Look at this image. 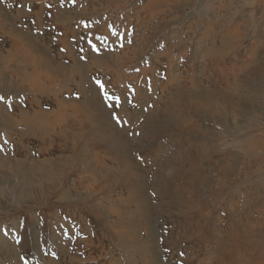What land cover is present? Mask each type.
Wrapping results in <instances>:
<instances>
[{
    "label": "rangeland",
    "instance_id": "obj_1",
    "mask_svg": "<svg viewBox=\"0 0 264 264\" xmlns=\"http://www.w3.org/2000/svg\"><path fill=\"white\" fill-rule=\"evenodd\" d=\"M207 48L223 51L224 68L246 67L242 79L261 72L262 80L250 115L234 112L226 126L194 119L220 137L208 135L206 145L235 154L233 136L243 131L234 124L249 120L264 144V0H0V264H218L222 249L223 264H262L254 256L263 246L240 234L230 246L219 239L232 240L226 235L244 218L237 205L249 202V186L264 195V148L245 182L234 170L215 195L183 187L176 205L132 135L163 84L172 93L205 85L199 57ZM114 133L132 147L136 170L122 167L124 155L91 146ZM179 139L160 142L170 149ZM219 157L211 153L205 167ZM132 172L139 180L121 187Z\"/></svg>",
    "mask_w": 264,
    "mask_h": 264
},
{
    "label": "bare ground",
    "instance_id": "obj_2",
    "mask_svg": "<svg viewBox=\"0 0 264 264\" xmlns=\"http://www.w3.org/2000/svg\"><path fill=\"white\" fill-rule=\"evenodd\" d=\"M213 53L214 52H211L208 48L206 49L205 54H202V51L200 52L199 58L203 59L201 60L203 62L201 63V70L203 74L201 75V81L204 82L205 85L202 88H198V90L188 87L187 84H185L183 87H180L172 93L167 88V86L163 84V87L161 88V92L163 91L161 96L162 98L160 99V97H158L157 99H154L151 97L150 103L154 110H151L150 113L144 114L143 117L141 116L139 118L138 116L137 120L139 124L136 127L134 126L136 131L134 134H132L135 137L137 135L140 136V142H138V146L141 148L143 147L145 150L148 149V152L151 153V157L145 155L148 158L146 162L147 164L145 165L146 169L152 171L154 170V174L161 185V188L158 187L159 189H162L165 192L169 189H171L170 191L173 190L168 197H170L169 200L173 203H176V205L182 203L183 187L190 190H197L199 188L204 191L210 190L211 193L215 195L218 193L219 188L229 185L227 179L231 175H234V170H239L236 175L241 173V177L244 178L245 182L248 179L249 174L252 173V170H258V166L262 163V154L260 155L261 152L258 151V148H264V144L261 142V140L251 135L255 132L252 131L253 127L249 125L250 120L249 122L244 123L241 129L238 127V125L233 123L238 129V134L242 133L243 131L242 135H232L233 141L239 147V151L235 154H230L229 151L222 152L215 144H213V142L211 143V146L208 147L206 145V142L208 141L207 139L205 140V138L209 137L208 135H210L216 141H219L220 137L212 135L209 132H206L205 135L202 132V128L195 123L194 119L196 118L207 119L211 121L213 119H218L221 123H223L224 126H226L230 121L236 122V116L234 115V112H237L238 115H240V113L250 115L249 113H253V110L250 109V105H252L251 102H253L257 97V92L254 90L253 84H256V82L262 80L259 77L261 72H257L256 74L252 72L254 73L253 75L251 73L250 76L242 79V71L246 69V67L241 69L237 68L236 70L224 68L222 62H224L226 59L225 55L222 54L223 51H217L216 54ZM121 62H124V60L122 59ZM168 74L170 76L171 72ZM239 80L243 83L241 88H238L237 86ZM195 82L196 80L191 81L192 85H194ZM182 105H185V107ZM226 109L232 115V117L230 116L229 119L223 117L226 113ZM221 111L223 115L221 114ZM141 121L142 124H140ZM173 125L175 128L169 127ZM184 126H189L192 128L187 130L182 129L181 127ZM197 134H200L201 137H196L195 139L194 136ZM168 135L180 136L176 146H174L176 142H173L171 143L173 147L170 149L163 142H160ZM104 136L106 135L104 134ZM121 136L122 134L119 133L109 135L106 143H103L100 139H94L91 143V146L94 148L104 146L107 147V149L111 151L112 154L115 153V155H124L125 163H122V167H124L126 170H136L134 167L136 159L131 156L130 151L132 147H127L126 145L122 144L120 141ZM182 139L187 140L188 142H184ZM142 140H145L148 145ZM194 141L196 144H194ZM182 143L188 144L182 145ZM211 153H215L217 156L222 157V159L219 157L221 159L219 164L213 163V165H211L212 167L209 166V168H206L205 164L212 163V159L210 158ZM232 157L234 159L236 157L237 160L235 159V161H233ZM98 160L94 159V162L97 165H101L100 160ZM103 164L105 165V162ZM94 167L95 166L92 163L89 166L90 169H93ZM112 169L114 170V168ZM201 170H215L218 172V174L204 176ZM136 174L132 172L129 173L131 178L127 176L122 178L120 181V186L127 187L128 185L134 184V177L139 180V175ZM25 179H27L26 176ZM130 180H132L131 184ZM243 184L244 186L246 185V183ZM216 185H218L219 188L216 187ZM249 187L251 188V191H248L244 195L249 200V202L243 206L239 204L237 205L243 209L244 218L242 217L243 220L237 222V224L233 226L234 228L232 227L231 230L233 231H231V233L227 232L226 236L232 235V240H227L226 238L219 239V241L222 240L220 242V245L222 246H226L225 244H228L229 246L230 244L233 245V243L237 242L243 236L250 244L256 242L258 248H261L262 246L264 247V239L261 238L264 236V232L262 230V223L264 221V214H262V212H264V195L260 193L255 194L254 191L256 188L251 186ZM261 187L262 186L258 187L260 191H262ZM161 194L164 193L161 192ZM133 203L135 202L133 201ZM141 205L143 211L144 206L143 204H140V206ZM260 215H262L261 218ZM251 222L252 226L249 225ZM207 236L209 237V235ZM216 236L217 233H213V239L218 241L217 238H214ZM254 237L259 239L254 240ZM210 238H212V235ZM207 245L209 247V244ZM222 250L218 254L216 260V263L218 264H223L229 260L228 258H225L228 253H223ZM198 251L199 250L196 249L193 252L197 255ZM254 259L255 261L261 259V263L263 264L264 250L262 249L261 251L257 252L256 256H254ZM184 262L188 263L189 260H185Z\"/></svg>",
    "mask_w": 264,
    "mask_h": 264
},
{
    "label": "snow or ice",
    "instance_id": "obj_3",
    "mask_svg": "<svg viewBox=\"0 0 264 264\" xmlns=\"http://www.w3.org/2000/svg\"><path fill=\"white\" fill-rule=\"evenodd\" d=\"M0 99H2V97H0Z\"/></svg>",
    "mask_w": 264,
    "mask_h": 264
}]
</instances>
